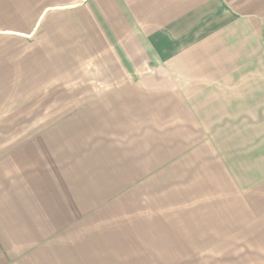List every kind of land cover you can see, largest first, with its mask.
Masks as SVG:
<instances>
[{"label":"crops","instance_id":"obj_1","mask_svg":"<svg viewBox=\"0 0 264 264\" xmlns=\"http://www.w3.org/2000/svg\"><path fill=\"white\" fill-rule=\"evenodd\" d=\"M0 264H264V0H0Z\"/></svg>","mask_w":264,"mask_h":264}]
</instances>
